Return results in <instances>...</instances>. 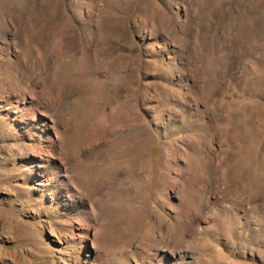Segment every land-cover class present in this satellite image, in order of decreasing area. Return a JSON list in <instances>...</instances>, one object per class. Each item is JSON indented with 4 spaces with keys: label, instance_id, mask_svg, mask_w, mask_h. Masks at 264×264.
<instances>
[{
    "label": "rangeland",
    "instance_id": "rangeland-1",
    "mask_svg": "<svg viewBox=\"0 0 264 264\" xmlns=\"http://www.w3.org/2000/svg\"><path fill=\"white\" fill-rule=\"evenodd\" d=\"M93 232L105 264H264V0H0V264Z\"/></svg>",
    "mask_w": 264,
    "mask_h": 264
},
{
    "label": "bare ground",
    "instance_id": "bare-ground-1",
    "mask_svg": "<svg viewBox=\"0 0 264 264\" xmlns=\"http://www.w3.org/2000/svg\"><path fill=\"white\" fill-rule=\"evenodd\" d=\"M96 233L97 232H93L92 233V238H91L92 246L94 248L93 247L91 249L90 248H87L88 253L86 255L79 254V255L75 256V258H74V260H75L74 263L75 264H105L106 263V262H104V260L101 262L100 259L102 257L101 256L102 254L97 253L100 249H98V247L96 246V239H97V234ZM87 245L88 244H86L84 247L86 248ZM94 253H97L96 257L93 256ZM164 254H165L164 255L165 258L168 259V260H166V264H175L174 254L173 255H170V253H168V252H165ZM96 261L98 263H96ZM26 264H31V263L30 262H27ZM153 264H161V262H160L159 259H153Z\"/></svg>",
    "mask_w": 264,
    "mask_h": 264
}]
</instances>
